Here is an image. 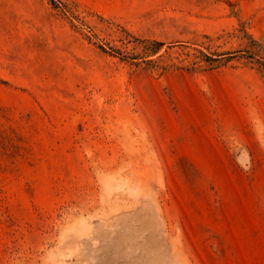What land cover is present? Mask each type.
Wrapping results in <instances>:
<instances>
[{
	"label": "rangeland",
	"instance_id": "rangeland-1",
	"mask_svg": "<svg viewBox=\"0 0 264 264\" xmlns=\"http://www.w3.org/2000/svg\"><path fill=\"white\" fill-rule=\"evenodd\" d=\"M0 264H264V0H0Z\"/></svg>",
	"mask_w": 264,
	"mask_h": 264
},
{
	"label": "trees",
	"instance_id": "trees-1",
	"mask_svg": "<svg viewBox=\"0 0 264 264\" xmlns=\"http://www.w3.org/2000/svg\"><path fill=\"white\" fill-rule=\"evenodd\" d=\"M147 45L150 46V48L148 49L147 53H151V54H155L157 53L159 47L162 45L161 42L156 41V40H151V41H146ZM202 55L204 56L205 61L211 60V58L205 54L202 53Z\"/></svg>",
	"mask_w": 264,
	"mask_h": 264
}]
</instances>
